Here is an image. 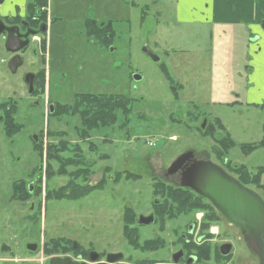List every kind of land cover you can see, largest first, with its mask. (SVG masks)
Listing matches in <instances>:
<instances>
[{"label": "rangeland", "instance_id": "374dc122", "mask_svg": "<svg viewBox=\"0 0 264 264\" xmlns=\"http://www.w3.org/2000/svg\"><path fill=\"white\" fill-rule=\"evenodd\" d=\"M83 1L51 0L38 10H47L45 21L57 19L45 37L50 42L45 50L38 44L44 41L43 35L34 36L37 44L32 47L38 45L41 55L28 52L15 73L9 69L10 54L0 36V105L15 102L13 121L20 127L8 135L4 119L0 121L3 264H50L53 254L48 246L65 238L86 249L122 252V264L163 258V250L141 249L160 233L159 225L136 227L134 221L128 226V237L124 216L128 206L136 218L152 210V201L158 197L153 195L154 184H180L167 170L188 151L222 167L223 160H228L226 170L264 200V146L248 152L241 148L243 143L264 137V63L260 62L264 54H252L256 37L230 25L211 30L181 22L176 0H133L130 11L116 0H107L105 12L87 6L95 0ZM89 15L98 27L113 20L110 43L102 39L92 42L86 35ZM118 16L129 22L116 21ZM110 30L102 34L103 40L112 37ZM146 42L160 61L143 51ZM42 68L52 72V79L50 85L46 80L45 92L37 98L29 94L24 78L27 72ZM136 74L141 78L136 79ZM252 90L255 100L250 101ZM76 93L121 95L129 101L130 109L127 113L111 106L106 110L111 116L107 125L100 126L97 120L91 123L96 128L83 137L86 126L81 112L87 107L85 102L72 107ZM235 100L239 102L232 104ZM50 103L71 108L50 113ZM218 117L237 141L228 150L215 139L226 134ZM207 125L214 128L213 136L203 134ZM217 149L224 150L221 156ZM98 183L103 184L101 189L74 198L72 190ZM189 195L203 209H174L173 217L161 221L165 228L162 235L170 247L180 225L205 212L213 219L209 227L217 229L215 245L233 244L232 253L223 262L261 264L240 227L194 191ZM134 228L139 230L136 237L132 236ZM29 244H37L38 249H29Z\"/></svg>", "mask_w": 264, "mask_h": 264}, {"label": "flooded vegetation", "instance_id": "af4514ba", "mask_svg": "<svg viewBox=\"0 0 264 264\" xmlns=\"http://www.w3.org/2000/svg\"><path fill=\"white\" fill-rule=\"evenodd\" d=\"M55 23H56V20L54 18L53 19L50 18L49 21L48 20L45 21L42 17L41 11L32 13V11L28 10V11H25V13H21V11L17 9L16 12L13 14L2 15L0 13V28H2L3 30L0 36L2 37L4 45L6 46L8 39L10 41V44H11V41L13 42L12 43L13 47L24 44L23 47L20 48V50L15 53H11L8 51L10 54V58L8 60V66H9L10 60L13 58V56L17 54H19L22 59V65L25 62V55L28 52L31 51L33 55H37L38 53L41 55V49L39 50V47H37L38 45L36 47L35 46L32 47V45L35 42L34 36L43 35L42 37H44L43 38L44 41L41 39V43H38V44L40 45V47L46 50L47 41L48 42L50 41L47 40V38L45 37L46 35L49 34L50 28H52L53 24ZM262 28L264 29V22L262 24ZM253 37H256L255 40L259 41L260 34L254 35ZM43 58H45V56H43ZM29 73L34 74L32 88L27 83L26 79L24 78L27 84V88H29V94L38 98L37 94L41 93L42 91L43 93L45 92L46 80L48 81V85H50V82L52 79V72L46 73L45 68H42V69H38L37 71L27 72V74ZM35 102L36 103L38 102L39 104V99H36ZM14 104L15 102H12L11 104L6 105L5 108L10 107L11 105H14ZM49 105H50V113H54L57 108V104L50 103ZM15 107L17 108V105ZM5 108L3 107V104L0 105V109L2 110L0 121L3 119L5 120V117H7ZM205 122L206 120H204L203 123ZM196 158L208 160L207 157H203V156H199ZM227 163H228V160H223V164H222L223 167L220 165L218 166H220L227 174L233 177L226 170ZM175 175L178 177V180H180L179 173ZM236 180L239 183H241L238 179ZM242 185L246 187L245 184H242ZM177 186H180V184H178ZM154 189L155 188L153 185V195H154ZM190 191L192 190L190 189ZM196 194H197L196 196L207 200V202H210L207 198L199 195L198 193ZM157 196L159 197L160 195H157ZM158 197H156V199H153L154 203L152 201V210L148 214L146 215L140 214L137 218L135 217V223H136L135 226L137 227V225L138 226L139 225H149V224H140L139 223L140 216L141 215L149 216L153 214L154 221L152 223L159 225L158 231L160 233L153 236L152 239L157 241L158 243L157 245L159 247H157L156 249H150V251L159 252L160 250H163L166 255L163 258L156 260V261H153L154 259L150 258V260L145 264H228L223 261H226L228 256L232 253L233 244L229 243L231 244L232 248H231V252L227 255L224 254L223 246L225 244H228V242L222 243L221 245H218V247L217 245H215L213 241L215 239L214 234L215 232H217V229H215V227L213 226L212 227L210 226L209 229L205 228V224L210 221L207 218L208 215L205 212H202L199 216H194V218L191 219L189 222H187L186 225H180L179 229H177L175 233L176 240L173 242L174 245L170 247L169 244H167L168 242H166V240L164 239V236L162 235V232L165 231V228L164 226L161 225L163 221L165 219L167 220L170 216L169 206L166 205V200L169 198L166 196L165 197L160 196L159 198ZM33 206L34 204L32 205V207ZM128 208L130 207L128 206L127 209ZM241 230L243 231V234H244V230L243 229ZM133 231L135 233L134 236L136 237L139 230L134 228ZM124 235L125 234H123V236ZM54 240H57V239L54 238ZM248 242L249 240L247 239L246 243L248 244ZM53 243L54 245L48 246L49 251L52 252L53 254L50 260V264H52L53 258H59L61 260L69 259V262L67 264H122V259L124 258V255L122 254V252L110 251L106 253V252H100L94 248L86 249L83 246L79 245L78 242L71 240L70 238H65L64 240L61 239L60 241H54ZM30 245H33V244H29L28 247ZM34 245H36V248L31 249V250L38 249L37 244H34ZM173 248H175V250L172 251ZM115 254L119 255V257L115 260H110L111 258L115 256ZM7 258L10 259V256ZM0 264H3V263H0ZM57 264H64V263L59 262Z\"/></svg>", "mask_w": 264, "mask_h": 264}, {"label": "water", "instance_id": "95a60500", "mask_svg": "<svg viewBox=\"0 0 264 264\" xmlns=\"http://www.w3.org/2000/svg\"><path fill=\"white\" fill-rule=\"evenodd\" d=\"M2 31L0 28V34ZM12 43L11 41L10 44L8 39L5 46L6 50L11 53L19 51L24 45L13 47ZM143 51L154 61H160V57L149 47L148 42L145 43ZM21 65L22 59L19 54L13 56L9 62V68L13 73ZM135 78L139 79L141 76L136 74ZM25 79L32 88L34 74H27ZM177 173L180 175L181 187L189 188L207 198L231 224L244 230L251 248L258 254L261 264H264V200L261 196L243 186L212 160L197 159L193 151L182 153L169 165L167 175ZM153 221V214L141 215L139 223L150 224ZM29 247L35 249L36 245L33 244ZM231 248V244H225L223 246L224 254H229ZM118 257L119 255L115 254L110 260H115ZM58 261L67 264L69 259L53 258L52 264H57Z\"/></svg>", "mask_w": 264, "mask_h": 264}, {"label": "trees", "instance_id": "16d2710c", "mask_svg": "<svg viewBox=\"0 0 264 264\" xmlns=\"http://www.w3.org/2000/svg\"><path fill=\"white\" fill-rule=\"evenodd\" d=\"M47 5V0H35V2L30 3L29 4V11H32V13H34L35 9L38 8H42L44 6ZM48 13L47 10H42V17L45 20L47 17ZM113 20H110L109 22H107V25L103 27H98L95 24V20H91L88 19L87 23H85V27H84V31L86 33V35L91 38L92 42H96L97 40H101V42H105V44L107 42H111L113 35H114V29H113ZM109 28H111L110 31L113 32L112 37L110 35L106 36L103 40L102 34L108 30ZM108 46V45H107ZM109 47V46H108ZM164 69L166 71V73H168L169 75V79H170V71L169 69L167 70V68L165 67V64L163 65ZM127 99V98H125ZM123 96L119 95V96H114V95H95V94H90V93H84V94H75V101L72 104L74 108H78L80 106V104L84 103V105H86L87 108H90L91 110L87 109L83 112H81V114H83L81 116V118L85 121V126L86 128H84L82 136L86 137L89 136V131L91 129L96 128V125H93L91 123H99L100 126H105L107 125V122L109 120V114L106 115V110L107 109H111V106L115 107L116 109H124L125 112L128 113L129 111V105L127 103H129L128 100H125ZM125 100V102H124ZM122 102V105H120ZM89 105V106H88ZM5 108V106H4ZM71 106L68 104H62L60 103L56 110L57 113H62V112H66V110H70ZM6 109V113H7V117H5V124H6V133L8 135H11L14 131H18L19 130V126L17 127V123L13 121V113H14V105L5 108ZM92 111V112H91ZM69 113L71 114V112L69 111ZM111 113V111H110ZM88 114V115H87ZM87 116V117H86ZM90 118H93L92 120H90ZM113 118L116 120L117 117L113 116ZM98 120V121H97ZM94 121V122H91ZM97 121V122H96ZM217 123L220 124V128L221 129H225L226 134L224 135V137L222 138H216L215 139L220 143V145L222 144V146L224 147L225 150L230 149L231 147H234L237 144V141L234 140L230 133L226 130V127L223 125V122L220 118H217ZM207 125L206 129L203 130V134L206 135H212L214 134L213 131V127ZM209 127V128H208ZM219 128V129H220ZM264 146V137L261 141L259 142H255V143H243L241 144V148L243 149V151L248 152V149L252 150V149H257L258 147H262ZM224 150L222 149H217L216 153H218L220 156L222 155L221 152H223ZM80 161V160H79ZM78 161V163H79ZM242 180V179H241ZM240 180V182H241ZM246 185V183H245ZM103 187L102 183H98L94 186L92 185H88V186H84L82 187V189H80V191H74L72 190V194L75 197H78L76 194L79 195H87L91 192H93L95 189H101ZM16 188H19V186H16ZM154 194L155 195H160L163 197H168L169 199L166 200V205L169 206V213L170 216L169 217H173L174 216V209L176 211H184V209H203V206L200 205L201 203H197L195 199L192 198L191 195H189L190 193H193L192 191H190V189L188 188H184V187H180V186H172L169 184H154ZM189 193V194H188ZM51 194V193H50ZM58 197V194H56L55 198ZM49 198V197H48ZM209 203V202H208ZM124 222H125V233L128 237L130 236V229H128V226H130V224L134 223L135 221V214L133 212V210L131 208H128L126 210L125 216H124ZM209 222H207L205 224V228H208L210 223L213 221V219L209 218ZM132 233V232H131ZM132 236H134V233H132ZM157 241L156 240H149L147 242H145V244L143 246H141V249L143 250H150V249H156L157 247H159L157 245Z\"/></svg>", "mask_w": 264, "mask_h": 264}, {"label": "crops", "instance_id": "0c3cea01", "mask_svg": "<svg viewBox=\"0 0 264 264\" xmlns=\"http://www.w3.org/2000/svg\"><path fill=\"white\" fill-rule=\"evenodd\" d=\"M109 1H113L114 3L118 2V5H122L125 11H130L131 5H135L133 0ZM33 2H35V0H1L0 13L2 15L13 14L17 9L20 10L21 13H25V11L29 10V4ZM50 2L51 0H47L48 4H51ZM87 6H92L94 12L95 10L100 12L99 10L102 9L104 11L101 12H105L107 0H95V3L91 2V5H89L88 2ZM47 8L48 7H45V9ZM39 9L40 8L37 7L34 12H38ZM175 11L177 17H180L179 19L181 22H193L194 24L208 27L211 30L230 25L234 28H242L243 32H250L252 36L260 34L258 43L254 45L256 51H252V54H264V29L262 28L264 22V0H176ZM81 12H83V8H81ZM117 12L120 14L121 9H118ZM88 17V19L94 18L90 15ZM116 21L129 22L127 18H122L120 16H118V20ZM47 43L49 44L48 41ZM249 53H251V49ZM260 62L264 63L263 57L260 58ZM253 90L250 92V101L251 99L255 100ZM254 92L256 94L258 93L257 90H254ZM231 102L234 104L239 101L235 100ZM255 105L258 104L255 103ZM220 119L222 120V118ZM223 125L226 127L224 122ZM226 130L230 133L227 127ZM230 135L235 140L231 133Z\"/></svg>", "mask_w": 264, "mask_h": 264}]
</instances>
